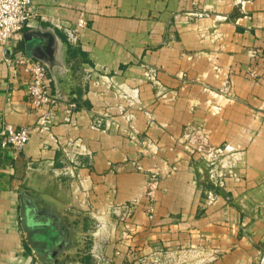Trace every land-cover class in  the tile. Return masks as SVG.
I'll return each instance as SVG.
<instances>
[{"label": "crops", "instance_id": "crops-1", "mask_svg": "<svg viewBox=\"0 0 264 264\" xmlns=\"http://www.w3.org/2000/svg\"><path fill=\"white\" fill-rule=\"evenodd\" d=\"M31 11L22 33L0 45V131L6 125L30 131L22 150L0 147V264H45L23 223L24 193L78 224L77 244L65 253L79 264L96 260L80 251L85 236L90 251L101 245L103 264H138L146 255L164 261L190 244L222 253L206 264H264V0H32ZM80 17L88 27L76 43L53 23ZM26 36L36 38L33 53ZM260 47L261 78L252 82L245 77L248 51ZM18 52L46 66L54 105L32 106L26 75L8 62ZM140 60L162 70L159 85L175 102H156L159 87L143 78ZM181 73L190 81L185 88ZM227 74L236 100L212 114L207 101L225 99L205 86L219 92ZM130 87L152 106L155 126L140 111L130 128L119 115L120 95ZM189 123L206 125L213 143L241 153L237 178L219 181L180 147L170 149ZM73 138L91 152L79 164L64 147ZM148 140L163 146L157 163L176 170L163 180L153 223L143 207L121 222L112 209L140 195L145 175L132 163L150 165L142 156ZM209 190L219 196L212 207Z\"/></svg>", "mask_w": 264, "mask_h": 264}, {"label": "rangeland", "instance_id": "rangeland-1", "mask_svg": "<svg viewBox=\"0 0 264 264\" xmlns=\"http://www.w3.org/2000/svg\"><path fill=\"white\" fill-rule=\"evenodd\" d=\"M248 55L250 64L246 70L245 77L249 81L256 82L261 78L258 64L263 61V47L250 49ZM139 66L142 69L143 78L151 84L159 87V90L156 93V102L166 105L175 102V96H172L173 92L170 93L168 89L159 85V75L162 70L157 66L144 62L143 60L139 61ZM216 72L217 77H219L221 73H219L217 69ZM179 76L183 80V88H185L190 81L187 80L186 74L181 73ZM204 90L208 93L216 94L217 97L218 95H222L225 99V102L221 104H215L212 98L207 101L206 109L212 114L221 113L226 104L236 100L233 82L229 74L222 79L219 92L216 93L206 86ZM120 98L123 100V104L118 106V112L119 115L126 120L125 122L128 124V128H130V125L136 121V111L143 113L149 126L156 125L152 106L148 108L144 107L139 87H130L127 90H123ZM195 108V105H191L192 111H194ZM259 111L262 115L264 114V103L259 107ZM72 140H74L75 144L85 146L80 139L73 138ZM80 146L77 148L80 149ZM177 147H180L186 155H189V157L195 159L197 162L204 163L206 167L210 169L213 178L219 179V181L223 180V182L224 179L226 180L227 178H237L235 170L239 162L242 160L240 157L241 153L226 145H217L213 143L212 131L206 125L195 123L187 124L181 135L173 139V145L170 149L176 150ZM162 149L163 146L158 141L148 140L142 144V156L151 158L152 162L148 167H145L138 162L132 163L135 171L145 175V182L141 189V193L137 198L113 207L112 210L115 213H119V215L116 216L120 218L121 222L128 223L135 210L139 207H143L148 221H150V223L154 222L156 217L157 197L162 190L163 180L166 175L172 174L176 170V167H170L168 165L163 166L162 164L157 163L156 160L159 159ZM64 174H66V172ZM218 201L219 196L214 191L209 190L206 196V207L217 205ZM85 237L86 244L82 246L83 248L81 247L82 250L80 251H82L83 255L84 253H87L88 255V253L90 254L92 252V255L96 259L93 264H103L104 258L103 253H101V245H98L96 249L90 251V244H93L90 242L89 236ZM199 237H201V235ZM204 250L205 249L202 245L190 244L189 246L181 247L179 250L173 252L170 259L165 258L163 261L160 257L153 259L146 255L139 259L138 264H206L222 254L218 251L208 252ZM79 252L73 251V257L78 258Z\"/></svg>", "mask_w": 264, "mask_h": 264}, {"label": "built area", "instance_id": "built-area-1", "mask_svg": "<svg viewBox=\"0 0 264 264\" xmlns=\"http://www.w3.org/2000/svg\"><path fill=\"white\" fill-rule=\"evenodd\" d=\"M32 0H0V45L8 46L22 33L24 28L32 21L34 14L31 11ZM200 14L199 17H202ZM56 27L63 29L72 43L80 40V33L87 29L88 23L84 17H80L76 23H67L60 19H53ZM8 62L24 73L27 77V96L35 109H47L55 104L52 96L51 80L47 68L39 61L29 57L24 52H18ZM30 140L28 128H16L12 125L4 126L0 131V147L22 150ZM75 144L69 139L65 143V150L79 164L82 155L91 156V152L85 147Z\"/></svg>", "mask_w": 264, "mask_h": 264}, {"label": "flooded vegetation", "instance_id": "flooded-vegetation-1", "mask_svg": "<svg viewBox=\"0 0 264 264\" xmlns=\"http://www.w3.org/2000/svg\"><path fill=\"white\" fill-rule=\"evenodd\" d=\"M23 223L33 236L48 234L57 240L55 250L43 253L39 250V257L45 264H63L62 257L55 256L62 251L76 245V238L80 233L77 225L66 220L62 215L50 205L45 204L44 199L39 195L23 194L21 205Z\"/></svg>", "mask_w": 264, "mask_h": 264}, {"label": "water", "instance_id": "water-1", "mask_svg": "<svg viewBox=\"0 0 264 264\" xmlns=\"http://www.w3.org/2000/svg\"><path fill=\"white\" fill-rule=\"evenodd\" d=\"M26 41H27L26 42L27 43V51L29 53H33L36 38L31 37V36H26ZM32 240L41 246L43 253L55 250V247H57V242H58L57 240H55L52 236H49L48 234H43L42 236L41 235L40 236H33L32 235ZM58 255L62 258L65 256V260H64L63 264H79V262L71 261L69 256H67V254L64 251H62L60 254H55V256H58Z\"/></svg>", "mask_w": 264, "mask_h": 264}]
</instances>
